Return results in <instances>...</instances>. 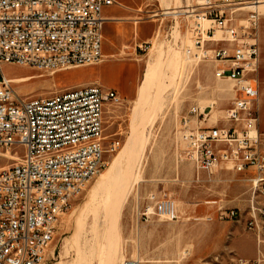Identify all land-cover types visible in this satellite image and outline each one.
Instances as JSON below:
<instances>
[{"label": "built area", "instance_id": "1", "mask_svg": "<svg viewBox=\"0 0 264 264\" xmlns=\"http://www.w3.org/2000/svg\"><path fill=\"white\" fill-rule=\"evenodd\" d=\"M264 0H191L185 9L187 59L209 62L215 80L233 86L223 120L217 101L192 104L182 121V160L196 171L247 173L246 229L256 255L238 264H264V147L260 133L259 73ZM115 0H0V264H47L61 217L105 166L104 110L119 94L99 83L50 96L22 99L3 67L13 64L55 73L103 60L104 8ZM152 43L140 46L145 52ZM9 155V156H8ZM147 220L180 219L174 194L152 195ZM239 209L218 207V219ZM125 264H140L130 260Z\"/></svg>", "mask_w": 264, "mask_h": 264}, {"label": "rangeland", "instance_id": "2", "mask_svg": "<svg viewBox=\"0 0 264 264\" xmlns=\"http://www.w3.org/2000/svg\"><path fill=\"white\" fill-rule=\"evenodd\" d=\"M136 2L142 19L153 24L156 37L145 52L138 49L139 56L135 52L125 55L140 58L132 59L141 67L136 91L122 95L119 92L129 89L121 88L116 91L120 101L110 102L104 110L105 144L109 148L112 141L119 140L120 147L106 152L103 169L72 200L59 220L47 264H125L130 260L140 264H238L240 259H252L256 240L245 227L247 175L226 170L199 174L192 163L181 158L185 151L182 121L190 106L216 100L217 109L211 115L221 121L234 100L233 86L215 80L211 63L187 59L182 46L169 41V33L174 31L175 39L189 42L183 34L189 21L185 9L191 0ZM166 7L171 13L164 14ZM260 12L259 130L264 147V6ZM145 32L150 33V28ZM96 65L51 73L6 64L3 74L11 79L20 98L32 99L74 86L86 87L79 85L119 68L113 62L90 68ZM124 70L131 71V66ZM111 76L104 78L105 86ZM145 77L150 93L140 98L139 88ZM159 101H163L162 105H158ZM116 158V168L108 170ZM100 181L97 195L94 186ZM168 192L177 199L180 219L165 221L152 216L146 220L143 213L154 206L152 195ZM219 206L239 209L242 216L219 220Z\"/></svg>", "mask_w": 264, "mask_h": 264}, {"label": "crops", "instance_id": "3", "mask_svg": "<svg viewBox=\"0 0 264 264\" xmlns=\"http://www.w3.org/2000/svg\"><path fill=\"white\" fill-rule=\"evenodd\" d=\"M137 5L136 0H115L114 4L104 8L103 60L98 65L90 67L102 68L110 62L118 64V70L112 71L111 74L107 70L106 74L102 73L91 83H99L117 92L123 87L124 89L128 88L129 92H119L122 95H132L136 91L141 78L140 64L132 60L140 58L127 57L125 55L134 52L138 55V49L141 51L140 46L152 43L156 37L153 24L142 19L141 8ZM146 28H150L151 32L146 33ZM128 66H131V71L126 73L124 68ZM106 76H111L108 86L103 84ZM87 84H90V82ZM246 175L248 176L249 174L246 173ZM255 255L256 246L254 257Z\"/></svg>", "mask_w": 264, "mask_h": 264}, {"label": "bare ground", "instance_id": "4", "mask_svg": "<svg viewBox=\"0 0 264 264\" xmlns=\"http://www.w3.org/2000/svg\"><path fill=\"white\" fill-rule=\"evenodd\" d=\"M263 2H264V1H263ZM262 6H264V4H263ZM164 8H165V7H164ZM166 8H167V9H166V11L164 12V14L171 13V11H169V10H170V7H169V8L166 7ZM172 12H173V11H172ZM173 13H174V12H173ZM175 13H176V12H175ZM68 69H69V68H68ZM157 69H158V68H157ZM157 69H156V70H157ZM151 71H152V70H151ZM148 72H150V71L148 70ZM145 75L147 76V72L145 73ZM150 75H151V73H150ZM150 75H149V76H150ZM153 75H154V73H153ZM4 76H5V75H4ZM156 77H157V76H156ZM146 78H147V77H145V81L143 82V85L140 86V88H139V96H140V98H145V97H147L148 93H150V91L147 90V87H146V84H147V83H146V81H147ZM5 79H6L7 81H9V82H10V80H11V79H8L6 76H5ZM155 79H156V78H155ZM149 80H151V79L149 78ZM150 88H151V87H150ZM150 88H149V89H150ZM74 89H86V87H80V88H74ZM139 96H138V97H139ZM160 97H162V96H160ZM149 99H150V98H149ZM137 100H138V99H137ZM142 100H143V99H142ZM157 100H158V97H157ZM159 100H160V99H159ZM161 100H162V99H161ZM161 100H160V101H161ZM146 101H147V99H145V102H146ZM148 101H149V100H148ZM150 101H151V99H150ZM160 101H159V104H158V105H160L164 100H163L161 103H160ZM137 102H141V99H140V101H137ZM143 102H144V101H143ZM146 103H147V102H146ZM164 103H165V101H164ZM142 104H143V103H142ZM156 104H157V101H156ZM136 105H137V104H136ZM158 105H156L157 108L159 107ZM161 105H162V104H161ZM161 108H162V107H161ZM135 110H136V109H135ZM156 110H157V109H156ZM159 110H160V109L158 108V111H159ZM146 127H147V126H146ZM146 127H145V128H146ZM130 143L132 144L131 141H130ZM133 143H134V142H133ZM131 144H130V145H131ZM136 144H137V143H136ZM130 145H129V147H130ZM132 146H133V145H131V147H132ZM135 147H136V146H135ZM129 150H131V149H128V151H129ZM131 151H133V150H131ZM131 151H130V153H131ZM8 156H9V155H8ZM117 158L119 159V157H117ZM117 158L113 161L111 167H110L108 170H111V169L114 170V169L116 168V165H117V164H116V163H117L116 160H118ZM118 164H119V163H118ZM114 173H115V172H114ZM114 173L112 172V174H114ZM114 175H115V174H114ZM110 176H111V174H110ZM108 177H109V176H108ZM119 177H120V176H119ZM112 182H113V181H112ZM98 183H99V185H97V186L95 185V186H94V188H95L94 191H95V193H96L97 195H98V189H99L100 185L102 184L101 181L98 182ZM100 183H101V184H100ZM106 183H107V182H106ZM95 193H94V194H95ZM104 193H105V192H104ZM94 194H93V195H94ZM96 194H95V195H96ZM97 195H96V196H97ZM105 196L107 197L106 199L108 200V198H109L108 196H109V195L106 194ZM94 199H95V198H94ZM113 199H114V198H113ZM110 204H111V203H110ZM101 255H102V254H101ZM82 256H83V255H82ZM81 261H82V260H81ZM83 261H84V260H83ZM99 262H100V261H99ZM101 262H102V261H101ZM75 263H76V262H75ZM83 263H84V262H83Z\"/></svg>", "mask_w": 264, "mask_h": 264}]
</instances>
